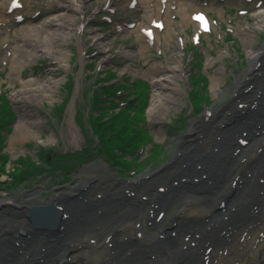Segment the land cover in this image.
Returning a JSON list of instances; mask_svg holds the SVG:
<instances>
[{
    "label": "bare ground",
    "instance_id": "obj_1",
    "mask_svg": "<svg viewBox=\"0 0 264 264\" xmlns=\"http://www.w3.org/2000/svg\"><path fill=\"white\" fill-rule=\"evenodd\" d=\"M157 1L138 0L134 9L138 7L145 14L142 23L145 32H153L152 41L159 33L157 26L163 25L164 44L172 37L170 19L177 15L179 24L186 22L187 10L199 9L196 3L201 2L178 0L177 9L171 13L172 0H166V6ZM210 1L208 5L214 8L217 2ZM11 2H0V25L20 27L11 32L14 37L10 42L5 37L2 63L9 64L7 82L13 90L10 100L20 113L12 139L16 138L19 144L39 126L32 121L35 115L30 109L50 98L59 85L56 75L63 69L61 64L67 62L66 46L71 37L90 34V45L99 54L106 52L107 37L82 27L90 23L89 19L85 23L83 16L97 5V0H56L54 6L49 0L44 11L49 10L51 16L36 24L27 23L28 26L13 22L15 15L21 18L20 5L11 9ZM125 2L133 1L109 0V4ZM104 7L108 8L106 3ZM124 8L129 9L126 5ZM259 12L263 14L264 10ZM78 19L82 29L72 33L71 27ZM143 24L138 26V34L144 30ZM247 27L253 30L250 25ZM247 29L242 33V42L248 69L235 78L229 101L193 122L188 132L178 138L171 161L155 174L147 175L148 179H140L137 187L136 183L125 184L105 176L99 167L83 168L82 183L56 189L48 201L64 214L59 217L56 230L45 225L33 228L28 223L27 209L47 205L35 193L18 204L1 200L0 208L6 207V212L0 220V264H264V42L253 47ZM87 40L80 43L82 66L83 54L89 53ZM136 42L141 45L136 56L129 49L120 48L114 56L139 62L140 57L146 56L142 50L146 52L152 46L143 35H138ZM164 44L155 43L157 47ZM183 44L175 41L174 50H167L163 61L157 59L146 72H137L151 82L150 120L166 114L167 105L179 106V82L185 74L179 55ZM44 58L50 61L45 78L32 79L34 64L29 76L22 78L20 74V80L16 79L18 72L36 59L41 64L38 60ZM222 58L221 53L219 59ZM111 61V57H103L98 70L107 68ZM224 82L216 70L211 76L212 98H216ZM161 174L162 183L155 180ZM152 180L159 185L157 190H152ZM136 189L142 193L137 194ZM147 205L148 220L160 229L157 237L141 229L142 211ZM172 205L175 210L165 221L163 215ZM218 210L223 211L217 213ZM109 234L113 236V250L108 249L103 238ZM16 238L22 242L13 247ZM98 242H103L102 251L91 254L89 246Z\"/></svg>",
    "mask_w": 264,
    "mask_h": 264
},
{
    "label": "rangeland",
    "instance_id": "obj_2",
    "mask_svg": "<svg viewBox=\"0 0 264 264\" xmlns=\"http://www.w3.org/2000/svg\"><path fill=\"white\" fill-rule=\"evenodd\" d=\"M48 1L21 0L22 6L26 7L24 14L40 20L51 16L52 13L49 10L44 11ZM105 1L97 0V5L90 8L83 16V20L89 19L90 23L85 21L88 25H82L87 30H93L97 34L107 37L104 43L105 54H99V50L95 47L93 49L90 45L93 43L90 34L84 32L81 38L76 34L71 37L66 46L69 52L67 62L61 64L63 69L56 75L59 85L52 92L50 98L44 99L30 109L35 115L32 121L38 122L39 126L30 130L31 134L25 135L26 140L24 139L19 144L16 142V138L13 141L12 139L15 135L16 125L19 124L20 113L17 110L18 106L10 100L13 90L10 89L7 82L11 72L9 64L2 63L5 58V37H8L10 42L14 33L8 35L7 29L1 27L4 37H0V115L7 117L3 118L2 125L4 127L0 130V201L6 200L18 204L35 193L38 199L49 203L53 191L67 189L70 185L82 183L84 176H80L81 170L92 166L102 169L105 176L125 184L136 183L135 187H137L140 179H148L147 175L155 174L158 169L171 161L178 138L188 132L193 122L200 120L207 111L213 112L216 107H221L229 101L235 87V78L241 76L248 69L246 48L242 42V33L248 28L247 25L253 28V30L247 29L252 46L258 48L264 42V22H261L264 21V18L248 19L241 17L236 12L237 9H232L234 6H241V8L247 6L248 11H253L255 8L264 9V0H255L246 5L242 4L240 0H226L217 9L204 10L216 21L211 24L208 35L200 34L197 25L190 22L188 13L184 23L179 24L178 17L177 20H170L173 25L169 30L172 37L165 44L163 43L164 32H161L159 35L160 44H164L161 51L153 46L151 51L142 50L146 56L140 57L139 62L136 59L124 60L125 57L114 56L119 48L129 49V52L134 53L133 55L138 54L141 50V45L138 43H136V47H133L137 41L134 36L135 28L130 30L132 33L127 36L118 35V37L111 32L116 26L123 25L127 18L132 19L135 27L142 25V16L136 17L138 13L133 14L125 11L123 8L126 3L117 5V13L113 15L110 8H102ZM56 4V0H53L52 5ZM186 5L189 4L186 3ZM248 13L250 14V12ZM108 19L111 20V23L107 21ZM20 20L19 18L18 21ZM80 23L79 19L75 21L71 27L72 33H75V29H82ZM256 23L258 26L255 25ZM177 38L184 39V47H181L183 52H179V55L182 56L185 66L183 81L179 82L182 90L179 106L167 105L166 114L159 116L160 119L150 120L148 114L153 91L150 87L151 82L140 73L146 72L152 64L158 62L157 59L163 61V54L167 50L168 52L174 50ZM83 40H87L89 50V53L83 55L84 66L79 59L82 48H80V43ZM221 53L223 58L219 59ZM103 57H111L112 61L107 65V68L99 71L97 66ZM146 57L150 58L145 60ZM38 61L41 64L36 63V59L33 61L35 63H30V67L18 72L16 79L20 80V74L22 78L29 76L32 72L31 65L34 66V64L36 65L33 68L32 79L37 76H40V79L45 78L47 75L45 69L50 61L46 58L44 61ZM116 64L121 65L117 66ZM216 70L221 72L225 82L218 90L216 89L218 91L216 98H212L211 76ZM138 71L140 73H137ZM108 82H110L108 85L112 86L111 88H120L123 92L135 93V91L142 90L137 93L139 106L136 105L133 111L127 113L122 109L121 112L117 111V114L99 116L98 114L105 112V109L100 103L98 104L99 109L94 108L95 97L101 94L100 85ZM123 99L121 98V100ZM118 101L120 100H116V102ZM123 101L129 103L125 99ZM104 103H108V101H104ZM120 105L122 108L124 107L123 104ZM140 106L143 108V114L137 116L136 113L140 111ZM93 112L100 121L92 118ZM139 117H141L140 122L138 121ZM134 118L137 121L133 124ZM95 121H99L98 124L103 127L101 129L94 127ZM108 125L110 126L108 127ZM122 126H126L125 130L128 129V132L130 128L136 127L141 140L143 139V142L140 141L142 154L136 153L138 156L135 154L133 157L127 158L124 160L123 166L118 163L119 153L116 155L115 151L111 152L112 149L106 147L108 137L118 133ZM137 127L142 128V130L140 128L142 133ZM45 152H47V157L42 161ZM131 170L135 172L130 173ZM163 178L164 175L161 174L155 180L161 183ZM155 180L151 181L154 185L152 190L159 186ZM115 191L116 189H114ZM135 192L142 193L141 189H136ZM5 208H0V220L4 218L2 213L6 212ZM174 210L173 206L167 212L164 217L166 221H169ZM147 212L148 207L145 206L142 214L144 229L152 235H156L157 228H151L148 225ZM100 244L98 242V245ZM93 247V244L90 245L89 250ZM97 250L102 251V249Z\"/></svg>",
    "mask_w": 264,
    "mask_h": 264
},
{
    "label": "trees",
    "instance_id": "obj_3",
    "mask_svg": "<svg viewBox=\"0 0 264 264\" xmlns=\"http://www.w3.org/2000/svg\"><path fill=\"white\" fill-rule=\"evenodd\" d=\"M95 120L100 121V119H98V117L95 118ZM99 121H95L93 123V125H94V127H98V129H101L103 126L98 124ZM97 124H98V126H96ZM109 126L110 125H108V127ZM125 127H123V126L120 127L119 132L114 133L113 136L108 137V140H107V143H108V145L106 146L107 149L111 148L112 149L111 152L115 151L116 155H118V153H119V155H121V154L125 155V154L130 153V152L133 153L134 148L141 141L140 133L135 129V127H133V129L130 128L129 132H128V129L125 130ZM104 129H106V128H104ZM106 130L109 131L108 129H106ZM43 155L44 156L42 157V161H43V159H45L47 157V152H45ZM18 171L20 172V170H18Z\"/></svg>",
    "mask_w": 264,
    "mask_h": 264
},
{
    "label": "water",
    "instance_id": "obj_4",
    "mask_svg": "<svg viewBox=\"0 0 264 264\" xmlns=\"http://www.w3.org/2000/svg\"><path fill=\"white\" fill-rule=\"evenodd\" d=\"M29 213L32 216L34 215L35 219L41 221L45 226H51L53 228L59 220V214L50 206L34 207L29 210Z\"/></svg>",
    "mask_w": 264,
    "mask_h": 264
}]
</instances>
